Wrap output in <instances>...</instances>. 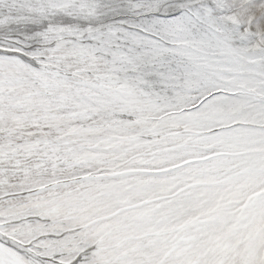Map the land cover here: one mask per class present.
<instances>
[{
  "label": "snow or ice",
  "instance_id": "snow-or-ice-1",
  "mask_svg": "<svg viewBox=\"0 0 264 264\" xmlns=\"http://www.w3.org/2000/svg\"><path fill=\"white\" fill-rule=\"evenodd\" d=\"M0 264H264V0H0Z\"/></svg>",
  "mask_w": 264,
  "mask_h": 264
}]
</instances>
